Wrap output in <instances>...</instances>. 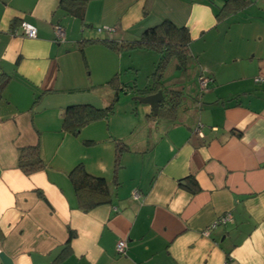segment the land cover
Wrapping results in <instances>:
<instances>
[{
    "label": "crops",
    "instance_id": "crops-1",
    "mask_svg": "<svg viewBox=\"0 0 264 264\" xmlns=\"http://www.w3.org/2000/svg\"><path fill=\"white\" fill-rule=\"evenodd\" d=\"M225 1L87 0L72 9L80 19L60 0H0V74L10 76L0 99V252L13 264H264V0L217 17ZM21 21L36 38L10 33ZM163 21L188 30L190 56L210 78L203 91L197 76L184 86L174 123L153 121L142 96L115 98L116 84L132 81L127 69L155 66L157 53L107 44ZM111 104L78 134L63 130L67 107ZM120 144L128 150L116 165ZM27 147L44 163L29 175L18 167ZM77 165L109 184L110 204L80 208L69 178Z\"/></svg>",
    "mask_w": 264,
    "mask_h": 264
},
{
    "label": "trees",
    "instance_id": "trees-1",
    "mask_svg": "<svg viewBox=\"0 0 264 264\" xmlns=\"http://www.w3.org/2000/svg\"><path fill=\"white\" fill-rule=\"evenodd\" d=\"M86 1L60 0V4L68 13L75 14L81 19L83 14L82 10L77 8L74 12L72 9L78 7V4H84ZM247 2L248 0H226L222 7L218 9L217 17H222L225 13L229 15L231 12L244 6ZM189 43L190 36L188 30L185 27H176L169 21H163L159 25L145 30L137 41L125 42L119 47L116 43L107 42L116 51L147 48L155 51L159 55L152 74L154 78L152 85L139 90L135 85L132 87L123 85L118 89V84H116L115 98H117L120 92L125 91L132 92L138 96H147L162 91L164 99L159 104L157 115L150 114V117L166 119V121L174 123L177 120L176 114L181 103L189 96V94L185 93L184 86L187 87L189 86L188 84H192L193 76L199 78L201 75L200 69L195 66L193 58L190 56L188 50ZM177 71L179 72L178 75L181 76L172 78L173 82L170 83L169 81L171 79L166 75L170 73L169 75L172 77ZM9 80V75L5 73L0 74V99L2 91ZM169 85H173L174 88H170ZM198 97L199 95H197L196 99L194 98V101L198 102ZM112 112L113 104L104 109H97L90 105H72L67 107L63 112L62 128L65 132L76 135L85 125L107 118ZM126 150L128 148L123 144L117 146L116 165L118 164L119 157ZM43 166L44 163L38 147L20 149L18 167L24 174L29 175L41 170ZM69 178L79 206L84 211L111 203V188L103 178L88 174L81 165L74 167L70 172Z\"/></svg>",
    "mask_w": 264,
    "mask_h": 264
},
{
    "label": "built area",
    "instance_id": "built-area-1",
    "mask_svg": "<svg viewBox=\"0 0 264 264\" xmlns=\"http://www.w3.org/2000/svg\"><path fill=\"white\" fill-rule=\"evenodd\" d=\"M100 31H102V29H97V32H100ZM10 33L12 35H15V36L19 35V36H22L28 39H34L36 38V35H37L36 28L33 25L25 21H21L18 25V28L11 30ZM53 33L57 41L62 42L65 39L64 29L57 24L53 26ZM209 81H210V78L204 75L203 73H201V75L198 78V85L201 91H203L207 87ZM258 81H261V80H258ZM133 197L139 198V193L135 192L133 194ZM230 220H231L230 215L220 217L216 220V222L212 225V227H215L216 225H219V224H226ZM115 251L119 255H124L126 251L125 241L123 240L117 241Z\"/></svg>",
    "mask_w": 264,
    "mask_h": 264
},
{
    "label": "rangeland",
    "instance_id": "rangeland-1",
    "mask_svg": "<svg viewBox=\"0 0 264 264\" xmlns=\"http://www.w3.org/2000/svg\"><path fill=\"white\" fill-rule=\"evenodd\" d=\"M153 53H155V51L152 50ZM156 54V53H155ZM158 58L156 60V63L159 59V55L157 54ZM143 57H136V60L141 59ZM144 60V59H142ZM127 71H130L132 74V81L130 83V87H132L133 85L138 86L139 90L146 88L148 85H152L154 82V78L152 77V74L154 72V66L151 65V63L147 62L145 63L144 61H142L141 65H140V69L139 70H135V69H127ZM170 73H168L166 76H169V78L171 79V81H169L170 83L173 82L172 78H176L179 77L181 75H178L179 72L177 71L174 75H169ZM124 85H126L124 83ZM170 88H174L173 85H169ZM199 87V86H198ZM200 90V87H199ZM122 96L124 95V93H121ZM132 99V98H131ZM140 107H144V105L140 106ZM153 121H159L158 118H152Z\"/></svg>",
    "mask_w": 264,
    "mask_h": 264
},
{
    "label": "water",
    "instance_id": "water-1",
    "mask_svg": "<svg viewBox=\"0 0 264 264\" xmlns=\"http://www.w3.org/2000/svg\"><path fill=\"white\" fill-rule=\"evenodd\" d=\"M163 93L162 91H158L155 94L142 96V97H135V100L143 105H148L151 109L153 115H157L159 104L163 101ZM0 263L1 264H13L11 259L6 257L4 253L0 252Z\"/></svg>",
    "mask_w": 264,
    "mask_h": 264
}]
</instances>
